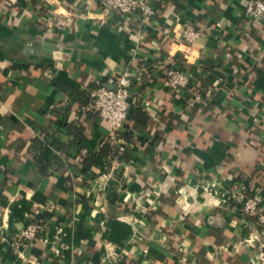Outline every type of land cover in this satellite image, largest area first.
<instances>
[{"label":"crops","instance_id":"crops-1","mask_svg":"<svg viewBox=\"0 0 264 264\" xmlns=\"http://www.w3.org/2000/svg\"><path fill=\"white\" fill-rule=\"evenodd\" d=\"M151 1L143 24L98 0H0V264H23L19 252L43 264H264L261 239L249 242L261 227L232 197L246 187L264 206V18L244 15L249 0ZM66 13L67 29L47 26ZM183 27L200 32L192 44ZM167 67L191 76L180 94ZM126 70L138 74L131 109L149 118L113 142L57 84L91 93ZM37 140L61 160L48 174ZM104 143L118 154L83 173ZM36 224L37 239L20 237Z\"/></svg>","mask_w":264,"mask_h":264},{"label":"built area","instance_id":"built-area-1","mask_svg":"<svg viewBox=\"0 0 264 264\" xmlns=\"http://www.w3.org/2000/svg\"><path fill=\"white\" fill-rule=\"evenodd\" d=\"M100 4L107 7L111 11L124 15L130 19H139L143 24L150 23L157 11L151 0H98ZM244 15L253 20L260 21L264 18V0H249L244 8ZM71 14H61L59 17L49 18L46 20L47 26L53 30H64L71 24ZM200 35L197 29L191 27H183L178 36L186 44H192ZM164 76L168 88L180 94L186 90L191 83V76L176 67H167L164 69ZM138 79L136 71L126 70L119 75L110 86L98 84L90 93V102L88 109L95 112L102 122H108L111 126V138L113 142L119 140V133L129 124V108L131 88L134 82ZM196 101H201L203 98L200 94L194 97ZM102 177L105 179L111 178V173L102 172ZM241 203L242 212L248 216L257 219L258 225L261 227L259 232L260 238H251L250 244L260 240L262 253L260 260H264V206L263 199L257 194H251L246 187H242L237 192L232 194ZM42 230L40 224L30 225L23 229L20 237L27 241L37 239L39 232ZM19 257L23 264H43L36 257H26L19 252ZM180 264H191L186 256H182Z\"/></svg>","mask_w":264,"mask_h":264},{"label":"trees","instance_id":"trees-1","mask_svg":"<svg viewBox=\"0 0 264 264\" xmlns=\"http://www.w3.org/2000/svg\"><path fill=\"white\" fill-rule=\"evenodd\" d=\"M105 84V83H104ZM103 84V85H104ZM57 86L69 93L70 95H72V97L74 99H77L79 102H81L83 104V106L88 105L90 102V93L86 92V91H81L78 90L74 87L71 86H67L64 84H57ZM148 116L147 114L144 112L143 109H141L140 107H134L131 113V117L129 118V122L130 121H134L137 124L146 126L147 122H148ZM120 136L122 138H124L125 140H129L131 138V134L126 132L124 129L120 131ZM159 138V136L157 135L153 138V141H157V139ZM84 139V137H81L80 134L76 133L75 135V139L73 141H71V143L69 145H67V150L68 152L72 153L74 150H76L78 147L81 146L80 143H82V140ZM79 141V142H77ZM158 142H156L157 144ZM79 144V145H78ZM46 145V141H35V143L32 145V149L36 151V160L38 163V168L39 171L42 172L43 174H48V169L52 166H54L56 163L59 164L61 162V160L59 158H57L55 160V162L49 160L48 158H45L42 155V149L44 148V146ZM78 145V147H77ZM161 145L160 143L158 144V146ZM65 146L62 145H56V148L59 150H63ZM159 151H161V148H159ZM119 152V149L117 148H113L109 145V143H104L103 146L101 147L99 152H95L90 151L89 155L86 157V159L84 160V168H83V173H87L89 172L93 166H95V164L100 161L102 159V157H104L103 159L109 160L114 158Z\"/></svg>","mask_w":264,"mask_h":264},{"label":"water","instance_id":"water-1","mask_svg":"<svg viewBox=\"0 0 264 264\" xmlns=\"http://www.w3.org/2000/svg\"><path fill=\"white\" fill-rule=\"evenodd\" d=\"M53 50H60L58 47H56V46H53V45H49V44H46L45 46H44V51L45 52H52ZM111 87V86H110ZM111 88H114V87H111ZM131 106H130V108H129V117H130V114H131Z\"/></svg>","mask_w":264,"mask_h":264}]
</instances>
